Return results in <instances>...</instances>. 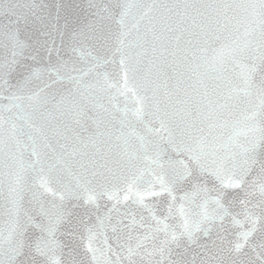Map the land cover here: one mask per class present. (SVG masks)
I'll list each match as a JSON object with an SVG mask.
<instances>
[{
  "label": "water",
  "instance_id": "obj_1",
  "mask_svg": "<svg viewBox=\"0 0 264 264\" xmlns=\"http://www.w3.org/2000/svg\"><path fill=\"white\" fill-rule=\"evenodd\" d=\"M96 2L0 0V264H264V0Z\"/></svg>",
  "mask_w": 264,
  "mask_h": 264
},
{
  "label": "snow or ice",
  "instance_id": "obj_2",
  "mask_svg": "<svg viewBox=\"0 0 264 264\" xmlns=\"http://www.w3.org/2000/svg\"><path fill=\"white\" fill-rule=\"evenodd\" d=\"M55 7L57 24L50 25L48 22L51 15L50 6H34V15L26 23L33 45L45 49L57 45L66 47L83 38L106 40L111 35L109 5L89 0L87 6L74 7L70 4L57 3ZM90 9L94 11L89 12ZM61 19L62 25L59 23ZM193 159L198 160V156L194 155ZM193 227L197 225L194 224Z\"/></svg>",
  "mask_w": 264,
  "mask_h": 264
}]
</instances>
